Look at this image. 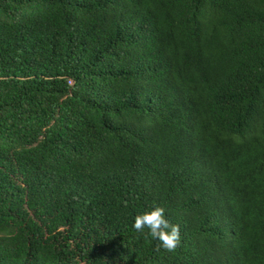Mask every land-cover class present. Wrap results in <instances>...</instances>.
<instances>
[{
    "label": "trees",
    "instance_id": "obj_1",
    "mask_svg": "<svg viewBox=\"0 0 264 264\" xmlns=\"http://www.w3.org/2000/svg\"><path fill=\"white\" fill-rule=\"evenodd\" d=\"M0 264H264V0H0Z\"/></svg>",
    "mask_w": 264,
    "mask_h": 264
},
{
    "label": "clouds",
    "instance_id": "obj_2",
    "mask_svg": "<svg viewBox=\"0 0 264 264\" xmlns=\"http://www.w3.org/2000/svg\"><path fill=\"white\" fill-rule=\"evenodd\" d=\"M166 209L155 205L134 218V229L145 239L158 240L157 250L174 251L181 243L180 226L170 222L165 216Z\"/></svg>",
    "mask_w": 264,
    "mask_h": 264
}]
</instances>
